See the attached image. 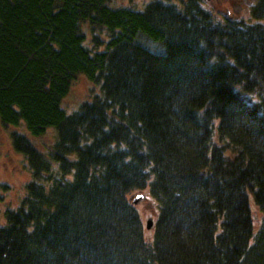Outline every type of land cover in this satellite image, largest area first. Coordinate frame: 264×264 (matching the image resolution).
I'll return each instance as SVG.
<instances>
[{
    "label": "trees",
    "instance_id": "1",
    "mask_svg": "<svg viewBox=\"0 0 264 264\" xmlns=\"http://www.w3.org/2000/svg\"><path fill=\"white\" fill-rule=\"evenodd\" d=\"M79 77L97 92L68 112ZM0 125L29 176L0 264H264L263 23L204 0H0Z\"/></svg>",
    "mask_w": 264,
    "mask_h": 264
},
{
    "label": "rangeland",
    "instance_id": "2",
    "mask_svg": "<svg viewBox=\"0 0 264 264\" xmlns=\"http://www.w3.org/2000/svg\"><path fill=\"white\" fill-rule=\"evenodd\" d=\"M150 0H113V6L134 7L135 9H142L143 6ZM205 1V0H204ZM224 12V10H220ZM235 17H237L235 15ZM238 18V17H237ZM247 21H250L248 19ZM254 23V22H251ZM249 23V24H251ZM264 24V22H261ZM93 92H97V88L93 87L84 77H79L73 84L68 97L63 102V107L69 112L74 110L81 102L87 101ZM10 129H3L0 125V183L9 186V191L2 204L0 205V225H3V212L6 207L16 208L18 198L21 196L23 186L29 181V176L25 170V162L22 157L17 155L10 143ZM31 141L40 151H44L51 145L50 136L41 139H32ZM138 195V194H137ZM136 196V195H135ZM255 210L254 206H252ZM136 209L138 210L142 222L146 225L148 219H155L156 205L150 198L140 202ZM257 218L261 216L255 213ZM152 231H146V236L149 238Z\"/></svg>",
    "mask_w": 264,
    "mask_h": 264
},
{
    "label": "flooded vegetation",
    "instance_id": "3",
    "mask_svg": "<svg viewBox=\"0 0 264 264\" xmlns=\"http://www.w3.org/2000/svg\"><path fill=\"white\" fill-rule=\"evenodd\" d=\"M205 3L213 10L216 16L227 19L231 23L249 24L254 22L251 24H257L264 22V17L263 19H254L252 17V12L261 7L262 0H205ZM221 9L224 12L220 11ZM248 19L251 22L247 21Z\"/></svg>",
    "mask_w": 264,
    "mask_h": 264
},
{
    "label": "water",
    "instance_id": "4",
    "mask_svg": "<svg viewBox=\"0 0 264 264\" xmlns=\"http://www.w3.org/2000/svg\"><path fill=\"white\" fill-rule=\"evenodd\" d=\"M146 200V196L144 194H138L132 198V204L137 206L140 202ZM153 227V220L148 219L146 222V231H151Z\"/></svg>",
    "mask_w": 264,
    "mask_h": 264
}]
</instances>
